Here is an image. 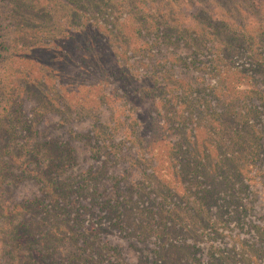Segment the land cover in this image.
Here are the masks:
<instances>
[{"label": "trees", "instance_id": "obj_1", "mask_svg": "<svg viewBox=\"0 0 264 264\" xmlns=\"http://www.w3.org/2000/svg\"><path fill=\"white\" fill-rule=\"evenodd\" d=\"M251 5L264 8V2L257 0ZM9 8L19 28L11 38L15 50L0 67V264H136L121 245L110 247L112 241L105 238L108 234L104 229L106 218L111 219L114 226L126 229L131 239L136 233L138 241L144 245L152 238L159 241L157 248H148L149 254H145V250L138 256L139 264L188 261L187 252L173 245V239L182 231L177 227L215 226L202 215L201 209L210 206L220 193L232 191L234 182L245 180V173L256 178V170L252 174L251 169L256 167L264 151V129L251 120L264 119V102L261 107H255L247 101H254L258 95L264 101V93L254 88L258 78L249 76V88L235 82L238 81L236 76L242 77L235 58L240 52L254 58L257 54L264 64V57L258 53L262 44L257 40L258 34L264 37V28L260 23L249 26L250 34L246 26L236 33L224 29L220 34L226 40L215 42V35L186 26L181 5L174 0H12ZM125 31L143 38L156 36L169 45L186 46L194 55L192 64L200 54L212 55V63L205 68L210 69L214 84L204 78L192 81L180 74L176 78L172 76L166 86L161 84L157 72L152 71L156 86L143 88L144 96L159 92L165 102L162 105L171 113L164 128L175 129L179 119L181 126H185L188 115L194 112L196 130L204 132L202 138L188 132L179 141L166 136L148 144L139 137L116 141L115 127L100 125L88 136L92 145L89 156L88 152L80 154V148L72 141L56 142L54 140L61 136H55L57 139L50 136V130L45 128L47 123H43L46 116H56L57 112L68 117L85 115L83 103L79 111L73 109L77 107L72 102L64 106L65 101L75 98L71 87L82 88L83 80L65 74L64 68L55 67V59L67 64L76 54L80 61L84 59L78 53L80 50L86 53L98 46L102 61L117 59L120 65L116 70L117 78L122 87L128 86L135 82L134 70H131L134 65H121L120 57L130 58L135 47H131ZM149 48L145 41L138 49L148 51ZM183 63L182 68H188L187 57ZM143 67L146 65L142 64ZM101 70L105 73L106 68L101 67ZM60 75L70 85L60 87ZM228 75L235 77L231 86L226 82ZM149 77L143 74V79ZM128 91L137 102V93L141 90L130 87L126 95ZM80 95L78 97L84 100ZM213 95L218 96L221 104L215 102ZM126 100H130L129 94ZM223 107L225 109H221ZM65 121L61 119L58 126ZM135 145L140 159H132V166L142 161L151 162L155 151L159 150L170 159L168 174L173 185L182 179L181 173L194 180L193 188H198L203 181L213 184L212 187L199 190L201 199L198 204L188 206L190 212H172L166 208L159 221L148 209L143 210L145 216L137 221L133 192L125 202L119 201L116 193L109 199L103 198L107 190L106 176L113 173L110 166L101 169L91 164L82 169L80 164L82 155V161L92 159L97 163L103 154L111 156L118 164L120 160L116 157L123 156ZM176 164L180 165L179 172H176ZM147 167L149 163L145 164L143 177L149 181ZM123 171L111 177L118 192L123 189L121 181L128 176L127 170ZM151 183L155 184L153 179ZM145 188L147 186L139 190ZM156 188L163 200L174 195L163 186L156 184ZM142 215L141 212L140 217ZM88 219H95L100 226ZM171 222L177 227L174 224V228L170 227ZM258 230L264 239V229ZM252 248L253 255L260 258L262 250ZM213 257L212 264L226 262L223 255ZM194 260L196 264H205L200 258Z\"/></svg>", "mask_w": 264, "mask_h": 264}, {"label": "rangeland", "instance_id": "obj_2", "mask_svg": "<svg viewBox=\"0 0 264 264\" xmlns=\"http://www.w3.org/2000/svg\"><path fill=\"white\" fill-rule=\"evenodd\" d=\"M11 1L0 0V67L4 66V59L8 58L11 52L15 50L12 47L11 38L19 28L16 18L9 14L11 12L9 8ZM174 1L181 5L180 12L184 15L186 26L193 27L196 30L197 28L205 30L215 35L217 40L215 42L226 40L225 36L223 37L220 34V31L224 29H229L236 33L240 31V27L259 26V23L264 28V8L252 6L253 0ZM257 1L264 2V0ZM248 34H250V28ZM125 35L130 38L131 47H135V51L130 54V58H127V56L120 57L121 65H134L131 70H134L132 78L135 82L128 86L122 87L119 78H117L116 70L120 67L117 59L102 61L99 58L101 50L98 46L86 53L80 50L78 53L84 56V59L80 61L76 54L67 64L55 59V67L64 68V71L66 70L65 74L83 80L84 85L82 88L78 85H76V88L71 87L75 98L72 99L71 97V101L70 99L65 101L64 106L68 107L69 103L72 102L77 107L73 108L76 111L85 106V115L73 114L68 117L65 113L57 112L56 116H46L44 118L45 121L43 119V123H47L45 128L50 130L52 134L50 136L53 138L61 136L59 137L60 139L56 138L57 140H54L56 142L65 143L72 141V144L80 148V154L88 152L89 156H91V149L89 150V148L92 145L88 142V136L92 135L94 128L100 125L114 126L116 141L123 138L139 137L145 144H148L151 141L163 139L165 136L172 141H179L188 132L197 134L199 139L202 138L204 132L196 130L197 124L195 122L197 118H195L196 114L194 112L188 115L185 126H181L179 119L175 129L164 128L165 122L171 119V113L167 112L165 106L162 105L164 100L161 99L159 92H155L156 95L153 96H144L143 88L153 89L156 86L152 77L153 74H151L154 71L157 72L161 84L166 86L174 76L176 78L180 74L190 77L192 81H195L196 78L198 81L199 78H204L207 83L214 84V78L210 79V69L205 68L206 64L212 63V55L210 53L200 54L196 56V61L192 64L194 55L191 54V51L186 46H181L180 44V47L174 44L169 45L164 41L162 43L156 36L143 38L139 35L133 36L128 31H125ZM257 40L262 44L258 53L264 57V37H260L258 34ZM145 41L150 45L149 50L138 49L145 45ZM17 48V51H19L20 46ZM185 57L188 58V68H182ZM259 60L257 54L254 58V56L249 57L247 54L240 52L235 58V66L242 73V77L236 76L238 81L235 82L247 88L251 77L258 78L257 85L254 88H260L261 93H264V64ZM142 64L146 65V68H141ZM101 67L106 68L105 73H103L104 71L101 70ZM167 72L169 73L167 74ZM143 74H148L150 77L143 79ZM234 78V76L228 75L226 82L231 86ZM64 79V76L59 77L60 87L70 85ZM92 83L93 85H91ZM130 87L141 90V92L137 93V102L130 91L127 93V95H130V100H126V89L128 88L129 90ZM160 88L162 87L160 86ZM79 90L82 92L81 95ZM78 95L82 96L85 101L79 98ZM168 97L170 96L168 95ZM213 97L217 104H221L217 95H213ZM247 102L249 105L261 107L264 101L258 95L254 101L251 99ZM82 103L83 105L81 106L80 104ZM79 106L81 107L78 108ZM200 109L202 110L203 107H200ZM61 119L66 120L65 124L58 126ZM47 120L48 122H46ZM51 120H54V123L51 124ZM251 123L259 124V128L264 129V119L252 118ZM159 152L161 151H155V156H152L151 162L142 161L137 166H132V159L136 157L140 159L136 145L132 147V150L126 151L123 156L116 157L120 160L118 164L117 161L106 154H103L97 163H94L92 159H89L88 162L86 160L82 161L84 156L82 155L80 164L82 169H86L91 164H96L95 166L101 169L104 166H110V171L113 173L106 176L107 190L103 198L109 199L116 193L119 201L125 202V200H128L130 192H133V201L137 202L134 204L133 212L137 221L145 216L143 210L148 209L160 221L163 210L166 208L167 210H172V212H190L188 206L195 202L198 204L201 199L199 190L212 187L213 184L203 181L198 188H193L192 182L194 180L180 173L182 179H179L176 186L173 185L170 181L171 176L168 174L171 172L168 168L170 159L168 160L165 155L162 156ZM208 152L209 154L211 153L210 151ZM146 163L150 164V167H147L150 174L149 181H146L143 177ZM176 166V172H179L180 165L176 164ZM124 169L127 170L128 176L126 177L127 179L121 181L123 189L118 192L111 177L116 173H124ZM251 170L252 174L256 170V178L253 177L252 179L250 173H245V180L234 182L232 191L217 194L218 197L210 202V206L201 209L202 215L210 220L211 223H214L215 226L210 224L205 228L189 229L188 227H177L174 223H170V227L174 224L175 227L182 230L173 239V245L188 254V261H182L181 264H196L195 257L203 260L205 264H212L213 256L221 255L226 258L225 264H264V239L260 237L258 230V228L264 229V151L260 153V160L257 162L256 167ZM152 179L155 184L151 183ZM156 184L172 190L174 195L167 200H163L162 193L157 191ZM143 186H147V188L139 190ZM184 193H187L188 196ZM167 202L166 206L165 203ZM141 212L143 215L140 217ZM88 221L92 224H99L95 219H88ZM104 224L106 228H103L108 233L105 238L112 241L110 247L116 245L124 247L133 263H141L138 256L146 252L148 248H157L159 243L158 240L152 238L144 245L138 241L139 238L135 233V238L133 239H136L137 243L131 239L132 237L129 236V232L126 229L122 230L114 226L113 221L109 218L105 219ZM257 226L259 227L256 228ZM172 228L174 227L172 226ZM252 246L262 250L260 258L257 259L253 255L254 249ZM150 251L145 254H149ZM214 252H217V255H213ZM113 253L114 250L111 249L112 256Z\"/></svg>", "mask_w": 264, "mask_h": 264}]
</instances>
